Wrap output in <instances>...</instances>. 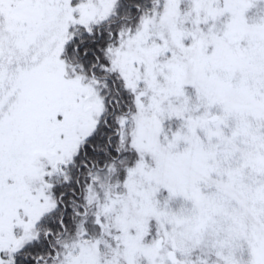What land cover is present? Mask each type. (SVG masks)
<instances>
[{
  "label": "snow or ice",
  "instance_id": "snow-or-ice-1",
  "mask_svg": "<svg viewBox=\"0 0 264 264\" xmlns=\"http://www.w3.org/2000/svg\"><path fill=\"white\" fill-rule=\"evenodd\" d=\"M0 264H264V0H0Z\"/></svg>",
  "mask_w": 264,
  "mask_h": 264
}]
</instances>
